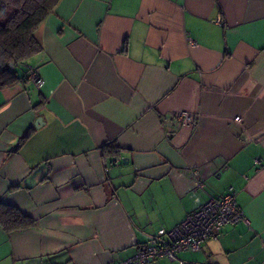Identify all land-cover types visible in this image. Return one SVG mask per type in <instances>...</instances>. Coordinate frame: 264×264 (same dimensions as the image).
Returning a JSON list of instances; mask_svg holds the SVG:
<instances>
[{
	"label": "crops",
	"instance_id": "1",
	"mask_svg": "<svg viewBox=\"0 0 264 264\" xmlns=\"http://www.w3.org/2000/svg\"><path fill=\"white\" fill-rule=\"evenodd\" d=\"M36 35L0 83V201L34 219L0 264L118 262L229 190L248 223L147 264H264V0H58Z\"/></svg>",
	"mask_w": 264,
	"mask_h": 264
},
{
	"label": "built area",
	"instance_id": "2",
	"mask_svg": "<svg viewBox=\"0 0 264 264\" xmlns=\"http://www.w3.org/2000/svg\"><path fill=\"white\" fill-rule=\"evenodd\" d=\"M25 77L37 87L43 84V79L35 67L27 66ZM238 118L235 117V119ZM170 120L175 124L190 125L194 122V116L187 111H177L171 114ZM192 175L197 178L198 170L193 169ZM200 183L197 179V184L200 185ZM241 221L249 222L243 210L236 203L235 192L229 190L221 197H210L198 208L187 213L172 228H159L157 234L161 238L158 241H154L126 259L106 264H147L160 258L175 260L180 251L198 249L206 241L216 239L224 225Z\"/></svg>",
	"mask_w": 264,
	"mask_h": 264
},
{
	"label": "trees",
	"instance_id": "3",
	"mask_svg": "<svg viewBox=\"0 0 264 264\" xmlns=\"http://www.w3.org/2000/svg\"><path fill=\"white\" fill-rule=\"evenodd\" d=\"M58 0H0V83L17 78L15 68L42 49L36 30ZM13 63V66L10 64ZM25 77V74H24ZM101 153L112 157L118 153L113 142L101 145ZM34 219L18 207L0 201V225L6 231L30 227Z\"/></svg>",
	"mask_w": 264,
	"mask_h": 264
},
{
	"label": "water",
	"instance_id": "4",
	"mask_svg": "<svg viewBox=\"0 0 264 264\" xmlns=\"http://www.w3.org/2000/svg\"><path fill=\"white\" fill-rule=\"evenodd\" d=\"M10 66H13V63L10 64ZM39 120V118H37V121Z\"/></svg>",
	"mask_w": 264,
	"mask_h": 264
}]
</instances>
